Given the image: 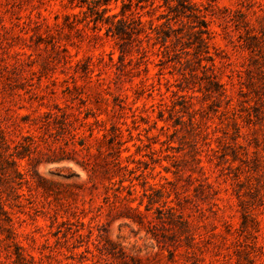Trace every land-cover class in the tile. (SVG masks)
I'll list each match as a JSON object with an SVG mask.
<instances>
[{
	"label": "rangeland",
	"instance_id": "1",
	"mask_svg": "<svg viewBox=\"0 0 264 264\" xmlns=\"http://www.w3.org/2000/svg\"><path fill=\"white\" fill-rule=\"evenodd\" d=\"M191 1L219 97L69 0H0V264H264V0Z\"/></svg>",
	"mask_w": 264,
	"mask_h": 264
},
{
	"label": "trees",
	"instance_id": "2",
	"mask_svg": "<svg viewBox=\"0 0 264 264\" xmlns=\"http://www.w3.org/2000/svg\"><path fill=\"white\" fill-rule=\"evenodd\" d=\"M69 2L81 8L83 19L87 23L91 22L94 29L103 28L105 36H111L116 40L120 58L130 53L134 47L143 54L148 47L157 45L162 56L161 63H172V67L180 75L176 78L179 90H184L190 83L197 82L199 84L197 89L199 91L203 89L204 95L217 97L224 95V84L213 72V64L207 63L212 62L213 57L208 53V42L212 37V31L209 28L206 13L191 0H162V3L157 5L156 0H122L119 11L115 13H108L110 12L109 0H69ZM160 7H164V12L157 17V20L163 19L159 23H155L152 18L142 20L141 14L134 12L144 8L147 12H151ZM71 15L76 17L77 14ZM199 70L202 72L200 76ZM183 82L186 83L185 86H181ZM177 97L185 99L184 94ZM47 114L56 120L57 114L50 112ZM64 115L65 113L62 112L61 116ZM49 122L47 121L46 124ZM0 139L5 140L2 129H0ZM40 180L48 182L42 178ZM143 196L147 198L145 211H148L158 199L146 192ZM156 209L158 212L162 211L159 207ZM126 210L133 212L138 219L144 215L138 207L127 205ZM165 211L168 214L169 224L175 217H180L173 206L167 207ZM106 241L112 245L111 241L108 239ZM107 252L113 255L112 251L107 250Z\"/></svg>",
	"mask_w": 264,
	"mask_h": 264
}]
</instances>
